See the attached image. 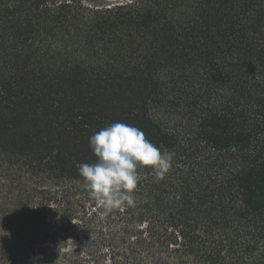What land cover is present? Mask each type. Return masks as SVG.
I'll use <instances>...</instances> for the list:
<instances>
[{
  "label": "trees",
  "instance_id": "trees-1",
  "mask_svg": "<svg viewBox=\"0 0 264 264\" xmlns=\"http://www.w3.org/2000/svg\"><path fill=\"white\" fill-rule=\"evenodd\" d=\"M114 122L174 157L106 210ZM0 264H264V0H0Z\"/></svg>",
  "mask_w": 264,
  "mask_h": 264
},
{
  "label": "clouds",
  "instance_id": "clouds-1",
  "mask_svg": "<svg viewBox=\"0 0 264 264\" xmlns=\"http://www.w3.org/2000/svg\"><path fill=\"white\" fill-rule=\"evenodd\" d=\"M89 146L96 161L79 164L78 172L90 197L106 210L135 206L134 193L141 180L138 170L150 167L157 180L163 179L174 157L149 140L142 129L123 122L95 132Z\"/></svg>",
  "mask_w": 264,
  "mask_h": 264
}]
</instances>
